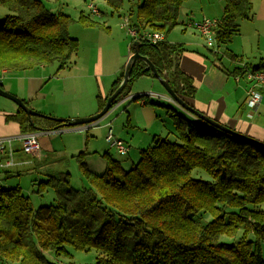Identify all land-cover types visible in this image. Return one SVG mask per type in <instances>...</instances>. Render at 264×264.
<instances>
[{
    "label": "trees",
    "instance_id": "trees-1",
    "mask_svg": "<svg viewBox=\"0 0 264 264\" xmlns=\"http://www.w3.org/2000/svg\"><path fill=\"white\" fill-rule=\"evenodd\" d=\"M185 1L131 0L130 25L138 33L151 29L166 36L178 24ZM105 2L116 11L123 5V0ZM0 5L16 12L0 20V71L54 63L58 70L69 66L79 49L78 40L68 33L69 15L50 11L43 0H0ZM252 7L253 0H224L214 31L219 46L230 43ZM79 19L86 26L95 23L83 14ZM136 40L139 53L154 64L173 91L183 100L193 97L192 79L179 67L182 46L166 39ZM253 69H264V63ZM141 76L154 74L138 60L111 107L127 96L126 90ZM172 116L177 141L155 139L128 170L104 153L105 169L96 173L80 152L79 170L88 188L70 189L67 172L38 182L39 194L47 187L54 189L53 205L34 208L19 185L0 188V259L56 264L46 253L70 257L67 247H71L100 251L102 256L94 264H264V145L201 120ZM7 118L16 121L21 132L60 129L68 121L39 115L30 120L21 108ZM195 170L208 174L211 181L195 176Z\"/></svg>",
    "mask_w": 264,
    "mask_h": 264
},
{
    "label": "crops",
    "instance_id": "crops-1",
    "mask_svg": "<svg viewBox=\"0 0 264 264\" xmlns=\"http://www.w3.org/2000/svg\"><path fill=\"white\" fill-rule=\"evenodd\" d=\"M217 1L218 7L223 6L220 0ZM259 1L260 10L264 11V0ZM189 8L190 9H186L189 15L187 14L186 18L182 20L180 28L172 30L165 38L166 40L168 38L169 42L172 44H180L183 48L179 55V67L184 73L191 77L195 88L193 97H185V102L209 118L264 142V89L261 91V100L258 105L254 109H250L245 104L248 81L243 76L242 69L243 64L249 68L263 64L264 57H261L258 62L253 64L245 60V53L243 50L232 47L231 49L220 52L222 46H227V44L218 45L219 50L214 53L206 46L202 36L193 27L189 26L188 23L192 20H200L203 17L219 19L220 16L216 17L212 15L213 13H211L210 8L204 5H202L198 11L192 9V7ZM193 12L197 14L192 16ZM251 29L255 38L264 40V25L253 23ZM238 33L232 37V40L228 44H231ZM131 44L128 46L129 51L127 53L125 51L120 56L119 63L114 65L111 63L108 68L105 66L103 60V45H97L96 48L99 56L96 55L97 60L95 59L92 63L90 62L92 65L91 71L84 70L90 65L88 62H86V66L88 65L86 67L82 63L79 64L76 60L72 66L63 68L68 69L69 74L63 77L67 81H61V86L55 84V79L50 78L51 70H47L46 65H40L36 67L38 68L37 70L36 68L25 71L1 70L0 78L3 77L4 80L1 81L0 88L25 100L29 107L45 115L68 120L92 116L102 109L107 97L110 95L114 81L124 72L125 64L132 54ZM231 45H233V43ZM105 46L109 47L107 45ZM82 65L85 66V68ZM61 70H57L56 78H60L58 76ZM238 74L240 78L237 80L235 77ZM68 77H73L74 79H69ZM87 78L93 80L94 88H91L90 84L88 90ZM139 78H143L144 80H142L143 82L141 84H138L134 92H150L153 94L151 96L162 98V102H164L163 104L154 102L144 104V100L142 101V119L146 124L144 130H148L146 131L147 133L138 136L134 133L133 129H130L126 132V135L124 134V130H121L118 135H116L114 130L108 127L107 122H103L104 127L95 128L97 131L95 133L100 135V138L103 139L104 133L112 129L113 133L118 138L125 141L130 149L127 135L131 136L130 142L133 143L134 146H143V144L150 140L154 142L155 139L162 138V136L168 138V135L171 133V128L168 126L166 127L164 123L171 120L174 127V118L172 116L174 113L180 114L190 120H200L197 116L174 102L155 76H141ZM0 80H2V78ZM52 88L59 94L50 92L49 89ZM91 92L94 94L92 95ZM34 100L36 101L34 102ZM146 105H151V108ZM19 108L20 107H18L14 101L0 96V137H11L13 144L17 140L21 141L20 135L25 132H21L19 124L11 118H7V116L16 114ZM126 123L130 128L135 127L134 125L131 126L129 113ZM93 126L96 127V124ZM81 130L82 128L79 126L63 127L54 130H37L36 132L38 135H45L46 139L44 138V141L48 140L50 143H45V145L39 143L40 153L35 156L31 155L33 160H46L48 158V147H53V142L57 139H54L55 137L58 136V138L62 140L63 136L68 137L69 131ZM78 134H82V132ZM87 138L88 136H86V140ZM64 140L65 139L62 140V143ZM103 140L108 146L105 137ZM86 142L85 144H87ZM77 143V148H81V141L78 140ZM64 146L66 148V145ZM108 148L110 147L108 146ZM129 149L128 152L130 151ZM142 149L143 148L139 150V154ZM128 152L126 155L129 154ZM14 164L15 167H27L32 165L33 161L20 156L18 161ZM48 165L47 163L43 164L39 166V169L44 170ZM87 165L89 169L96 173H101L105 169V164L98 163L93 165L87 163ZM28 169L30 168H26L24 171ZM21 172L22 171L17 169L15 175L20 177ZM46 175L49 176V174Z\"/></svg>",
    "mask_w": 264,
    "mask_h": 264
},
{
    "label": "rangeland",
    "instance_id": "rangeland-1",
    "mask_svg": "<svg viewBox=\"0 0 264 264\" xmlns=\"http://www.w3.org/2000/svg\"><path fill=\"white\" fill-rule=\"evenodd\" d=\"M135 3V0H133ZM224 5L223 1L220 0ZM46 7L52 12H60L69 15L72 18V21L69 25L68 33L71 37L76 38L79 43V49L77 54L72 58L69 66H72L74 62L77 60L80 63L86 66V62L90 64L96 58V55L99 56L97 45H103V60L105 66L110 67L111 63L114 65L119 63L120 56L122 53L129 51L128 46L133 42V37L127 34V29L122 28L121 24L125 22V19L129 16L128 12L130 7L132 6L131 0H123L122 8L118 11L110 8L105 0H43ZM93 3L95 7L98 9L99 14H93L90 12L88 8L89 3ZM211 3V4H210ZM187 0L182 3L179 9V24L173 27L168 33L172 30H176V28H180L182 20H184L189 13L186 9H196L198 11L202 5L210 8L212 15L216 17L221 16L223 6L218 7L217 0ZM260 1L253 0V7L250 13V17L247 19H242L239 21V33L234 37L233 45L227 44V46H222L220 52H223L226 49H231L232 47L243 50L245 53V60L255 64L259 61L261 57H264V40H259L254 37V33L251 29L252 24L264 25V11L260 10ZM83 14L84 16L90 18L94 21V25L86 26L83 24L79 17ZM197 13L193 12L192 16H195ZM16 12L12 9L6 8L0 5V20L4 19L6 16H15ZM134 19V15L130 16V20ZM129 20V21H130ZM167 41L169 39L167 38ZM105 45L109 46L106 47ZM83 66V65H82ZM85 66H83L85 68ZM88 66V65H87ZM86 66V67H87ZM92 65L90 64L88 68L84 70L91 71ZM47 70H51L50 78L56 80L55 84L61 86V81H67L64 76L68 73V69H63L60 71V75L57 76L58 64H50L46 65ZM38 68H36L37 70ZM56 74V75H55ZM4 80L3 77H1ZM0 78V79H1ZM69 79H74L73 77H68ZM81 79V78H79ZM144 80L143 78L136 79L130 85V88L126 90L127 96L124 97L120 102L114 105L108 113L99 121V126H93L95 123L84 124L79 126L82 128L81 131H69L68 137L63 136L64 142L60 138L55 137L56 139L53 142V147H48V158L46 160H33L31 155L25 154L22 150V142L15 141L13 144L14 149L16 150L13 155L14 162H17L20 156L25 157L27 160H32L33 164L27 167H15V164L10 167H1L0 166V188H7L19 185L22 189V193L29 197L34 208H38L44 205H53L56 202V194L52 187H47L43 190L41 194L37 193L38 182L45 181L48 179L49 175L58 176L60 173L67 172L69 174V188L70 189H81L88 188L90 185L87 180L84 178L82 173L79 170V163L77 160V155L79 152H84L83 160L86 163L91 164H105V161L102 157V154L107 152L114 159L120 161L121 165L125 170L130 169L133 165L137 163L140 158L139 150L141 148L145 149L153 144V141H149L143 146H134L131 143V136H128V143H130V151L128 155H119L114 149L108 148V146L104 142V137L107 131L103 135V139L100 138V135L96 134L97 132L95 128H99L101 126L104 127L103 122H107L108 127H111L114 130V133L118 135L121 130H124V134L130 129H133L134 133L138 136L141 134H146L148 130H144L146 128V124L143 121V105L142 101L146 100L147 102H154L163 104L162 98H157L155 96H140L137 100L128 99L129 96H139L138 94L147 93V92H134L138 86ZM70 82V81H68ZM89 82V83H88ZM91 84V88H94L93 80L91 78H87V88L89 90ZM1 86V85H0ZM50 92L54 94H59L52 89H49ZM93 95L94 93L91 92ZM36 100H34L35 102ZM151 108V105H146ZM156 108V107H155ZM128 113L130 115L131 126L128 127L126 120L128 118ZM102 122V123H101ZM101 123V124H100ZM166 123V124H165ZM164 125L166 127L171 128V133L167 137L162 136L161 139H169L172 141H177L178 137L175 133L173 123L170 120L169 122H165ZM90 126V128H89ZM40 132V131H39ZM82 132V134H78ZM101 132V131H99ZM78 134V135H76ZM102 134V133H101ZM123 134V135H124ZM86 136H88L86 140ZM122 137V136H121ZM45 135L39 134L37 139L39 143L45 145V143H50V141L45 140ZM123 138V137H122ZM46 139V138H45ZM81 141V148H77V141ZM87 141V142H86ZM85 142L87 144H85ZM66 145V148L65 146ZM7 158L0 155V161L2 165ZM49 164L44 170L39 169V166L43 164ZM26 168H30L25 170ZM22 171L20 177L15 175L16 170ZM194 175L197 177H201L202 179L210 180L211 177L204 173L201 170H195ZM37 180V181H36ZM264 206L262 207L263 210ZM223 240L232 241L231 238L222 237ZM70 253V257H65L63 255L55 256L53 252H47L46 257L50 262L56 264H94L95 261L102 256V253L95 248H92L88 251L85 250H76L71 247H67ZM0 264H17L16 262L11 263L5 260L0 259Z\"/></svg>",
    "mask_w": 264,
    "mask_h": 264
},
{
    "label": "built area",
    "instance_id": "built-area-1",
    "mask_svg": "<svg viewBox=\"0 0 264 264\" xmlns=\"http://www.w3.org/2000/svg\"><path fill=\"white\" fill-rule=\"evenodd\" d=\"M88 8L91 13L99 14L98 9L91 2L88 4ZM189 26L193 27L204 39L206 46L214 53L219 50L217 41L215 39L214 31L218 27V19L203 17L200 20H192L188 23ZM122 28L127 29V34L131 35L133 39H142L151 43H157L165 40V33L162 31H155L151 29H144L140 33L130 25L128 17L125 22L121 24ZM243 76L248 81L247 96L245 104L250 108L254 109L261 100V91L264 89V69H253L247 67L245 64L242 66ZM237 80L240 78L239 74L235 77ZM139 96H151L152 93H141ZM136 96H129L128 99H134ZM37 132H25L20 135L22 142V150L25 154L35 156L40 153V145L38 142ZM105 141L110 148H113L119 155H126L128 152V145L121 138H118L109 129L105 135ZM15 153L14 146L11 137H0V155L7 158L1 167H10L14 165L13 155Z\"/></svg>",
    "mask_w": 264,
    "mask_h": 264
},
{
    "label": "water",
    "instance_id": "water-1",
    "mask_svg": "<svg viewBox=\"0 0 264 264\" xmlns=\"http://www.w3.org/2000/svg\"><path fill=\"white\" fill-rule=\"evenodd\" d=\"M133 48H134V52L129 56L126 64H125V69H124V73H123V79L119 85V87L110 95L107 97L106 102L104 104V106L102 107V109L100 111H98L96 114L89 116V117H81V118H73V119H69L66 123L65 126L67 127H75V126H81L84 124H90V123H95L96 125H99V121L108 113V111L112 108V102L114 101V99L119 95V93L123 90L124 86L126 85V83L128 82L130 75H131V71L133 68V65L136 63V61L138 60H142L144 61L147 66L151 69L152 73L154 74L155 78H157V80L162 84V86L164 87L165 91L170 95L171 99L178 103V105H180L182 108H184L185 110L191 112L192 114H194L195 116H197L200 120L204 121L205 123L212 125L224 132H227L228 134L234 135L238 138H241L243 140L246 141H250V142H254L257 143L259 145H264V143L260 140H257L255 138H252L244 133H241L235 129H232L226 125H223L211 118H209L208 116L204 115L203 113H201L200 111L196 110L195 108H193L192 106H190L187 102H185V100H183L181 97H179L171 88L170 84L168 83L166 78H162L156 67L154 66V64L145 56H142L139 51L137 46L139 45V41H134L132 43ZM0 96L6 97L12 101H14L18 107H20L22 110H24L29 119L31 120V117L36 115V116H43V117H48V118H52L55 120H63L62 118H56V117H52L49 115H45L42 114L40 112H38L37 110L29 107L22 99H20L19 97L5 91L4 89L0 88ZM32 123V121H31Z\"/></svg>",
    "mask_w": 264,
    "mask_h": 264
}]
</instances>
